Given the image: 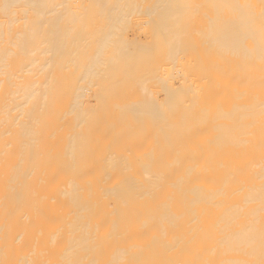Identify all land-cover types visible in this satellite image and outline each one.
Returning <instances> with one entry per match:
<instances>
[{"label":"bare ground","instance_id":"6f19581e","mask_svg":"<svg viewBox=\"0 0 264 264\" xmlns=\"http://www.w3.org/2000/svg\"><path fill=\"white\" fill-rule=\"evenodd\" d=\"M191 11L0 0V264H264V149L227 155L264 127V27L206 54Z\"/></svg>","mask_w":264,"mask_h":264},{"label":"rangeland","instance_id":"374dc122","mask_svg":"<svg viewBox=\"0 0 264 264\" xmlns=\"http://www.w3.org/2000/svg\"><path fill=\"white\" fill-rule=\"evenodd\" d=\"M148 0H143L144 4ZM187 5L192 10L191 14L184 19L186 27L192 31L202 33H190L191 38L197 37L199 45H202L203 50L207 54V47H209L208 37L210 30L219 27L241 28L239 24L249 23L251 27H264V0H187ZM203 51V52H204ZM204 53V54H205ZM257 82V79H254ZM179 84L180 81H176ZM194 83V80L191 81ZM259 83L257 82V88ZM213 90H210V93ZM239 94L238 101L242 99V93ZM258 95L251 96V106L255 111L259 110ZM249 112V110H246ZM254 120L246 129L247 134L243 136L244 144L240 146V151L229 153L232 156H255L260 154V150L264 149V127L259 122L260 114L253 115ZM250 123V122H249Z\"/></svg>","mask_w":264,"mask_h":264}]
</instances>
